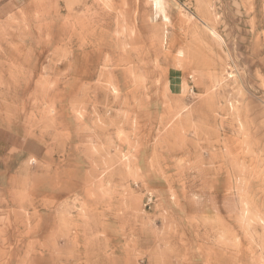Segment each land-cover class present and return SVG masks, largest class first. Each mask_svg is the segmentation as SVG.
I'll return each mask as SVG.
<instances>
[{"label": "rangeland", "instance_id": "374dc122", "mask_svg": "<svg viewBox=\"0 0 264 264\" xmlns=\"http://www.w3.org/2000/svg\"><path fill=\"white\" fill-rule=\"evenodd\" d=\"M0 264H264V0H0Z\"/></svg>", "mask_w": 264, "mask_h": 264}]
</instances>
